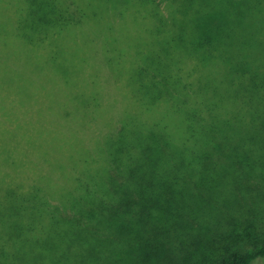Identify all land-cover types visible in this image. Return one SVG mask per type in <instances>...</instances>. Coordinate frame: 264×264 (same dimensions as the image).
I'll list each match as a JSON object with an SVG mask.
<instances>
[{
    "label": "trees",
    "instance_id": "1",
    "mask_svg": "<svg viewBox=\"0 0 264 264\" xmlns=\"http://www.w3.org/2000/svg\"><path fill=\"white\" fill-rule=\"evenodd\" d=\"M211 261L264 264V0H0V264Z\"/></svg>",
    "mask_w": 264,
    "mask_h": 264
},
{
    "label": "rangeland",
    "instance_id": "2",
    "mask_svg": "<svg viewBox=\"0 0 264 264\" xmlns=\"http://www.w3.org/2000/svg\"><path fill=\"white\" fill-rule=\"evenodd\" d=\"M260 228H262V227H260ZM210 263H212L213 264V262L211 261Z\"/></svg>",
    "mask_w": 264,
    "mask_h": 264
}]
</instances>
